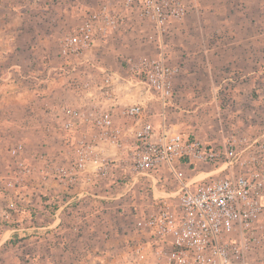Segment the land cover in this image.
<instances>
[{
	"label": "built area",
	"instance_id": "2783aa9c",
	"mask_svg": "<svg viewBox=\"0 0 264 264\" xmlns=\"http://www.w3.org/2000/svg\"><path fill=\"white\" fill-rule=\"evenodd\" d=\"M90 1L45 63L70 75L63 88L75 101L33 90L42 106L29 122L42 133L37 146L19 140L0 158V226L18 224L52 243L87 232L121 247L124 264H264L248 255L264 216V131L204 143L168 118L179 69L165 41L185 14L181 2ZM142 34L154 56L126 59L127 76L101 66L97 53L109 41Z\"/></svg>",
	"mask_w": 264,
	"mask_h": 264
},
{
	"label": "rangeland",
	"instance_id": "374dc122",
	"mask_svg": "<svg viewBox=\"0 0 264 264\" xmlns=\"http://www.w3.org/2000/svg\"><path fill=\"white\" fill-rule=\"evenodd\" d=\"M178 1L181 2L185 14L170 26L171 32L165 41V51L169 63L179 69L173 79L176 94L171 105L175 106L177 103V114L184 112L182 121L187 130L177 126L178 118L174 117L170 122L182 133L204 143L219 144L225 139L259 135L264 131V0H207L208 3L203 7L209 8L208 13L204 19L198 20L189 18L190 2L194 0ZM89 3L90 0L82 1V5ZM77 23L69 20L68 25L73 27ZM187 26L195 30L190 35L193 46H188V49L184 47L185 44H174L176 37ZM60 36L61 34L56 38ZM142 38L143 34L123 35L120 40L109 41L107 47L97 53L102 62L101 66L127 76L121 67L126 59L156 54L154 47L143 42ZM55 42L51 45L53 49H56ZM48 60H44L38 69L30 67L22 72L23 76L28 78L21 88L24 86L28 92L33 93L30 94L32 100L29 102L21 99L17 101L16 108L12 104L7 105L6 125L0 133V158L19 140H26L30 150L37 146L38 135H33L29 129L21 131L19 128H13L11 124L29 125L33 116L27 107L33 102L38 105L36 109L42 108L39 98L34 94L35 90L46 91L49 88L48 93L52 92L53 97L65 95L68 101H75L73 94L63 88L70 75L62 77L53 67L45 65ZM52 60L55 61L56 57ZM82 71L92 76L100 75V71L93 68L78 69V72ZM34 76L40 80L51 76L55 82L39 84L40 82L30 78ZM34 82L38 84L35 85ZM181 94L184 95L182 99ZM44 215L45 213L41 212L38 217V222L43 225L47 221V216ZM107 218L110 219V214ZM29 224L30 216L26 215L23 227ZM10 226L17 228L18 224ZM17 236L10 239L15 245L19 244ZM258 238L259 242L251 245L248 255H262L264 262V216L261 219ZM100 245L109 252L117 251L114 255H107L105 264H124L125 255H120L121 247L117 245L114 248L111 243ZM9 246H6L7 255L18 254L19 250ZM89 256L83 258L85 264L95 262V259Z\"/></svg>",
	"mask_w": 264,
	"mask_h": 264
},
{
	"label": "crops",
	"instance_id": "0c3cea01",
	"mask_svg": "<svg viewBox=\"0 0 264 264\" xmlns=\"http://www.w3.org/2000/svg\"><path fill=\"white\" fill-rule=\"evenodd\" d=\"M207 3V0L190 2V20L204 19L209 8H204L203 5ZM79 6L83 7L82 2L76 4L55 0H0V133L6 125L7 105L12 104L16 108L17 101L32 100L30 94L33 93L28 92L24 86L21 88L28 78L23 76L22 72L30 67L38 69L49 56L56 57V49H53L51 45L57 35L70 28L69 20L78 22ZM194 32L193 28L184 27L174 44L180 46L185 44L184 47L188 49V46H193L190 35ZM183 96L181 94L180 98H184ZM176 105L177 103L175 106L171 104L168 106V118L169 121L174 117L178 118V123H175L183 128L186 126L182 121L184 112L180 111L177 114ZM36 106H38L36 102H33L30 107H27L35 118L40 113V109H36ZM170 107H172L171 110ZM158 109V106L155 107V111ZM11 124L13 128H19L21 131L31 130L33 135H38V139L42 134L33 128L30 129L29 125ZM183 130L187 129L184 127ZM35 202L39 204L38 199ZM85 230H87L86 226ZM0 236V264H85L83 258L87 255L95 259L92 264H105L107 255H114L117 252H109L106 248H102L93 237L88 236L87 232L79 233L77 237L70 234L64 243H52L46 237L32 235L31 230L21 231L19 226L17 228L0 226ZM13 236H17L18 245L10 241ZM9 245L19 250L18 254L7 255L6 249L10 247ZM90 248H92L91 251Z\"/></svg>",
	"mask_w": 264,
	"mask_h": 264
}]
</instances>
